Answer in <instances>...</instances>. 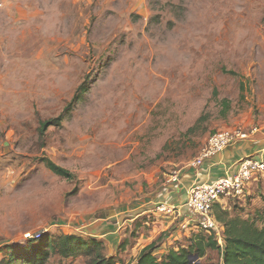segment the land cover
<instances>
[{"label": "rangeland", "instance_id": "374dc122", "mask_svg": "<svg viewBox=\"0 0 264 264\" xmlns=\"http://www.w3.org/2000/svg\"><path fill=\"white\" fill-rule=\"evenodd\" d=\"M255 127L264 0H0V262L41 234L96 236L132 264L156 240L159 257L190 246L187 208H158L168 180L214 133ZM222 202L262 227L264 172ZM112 210L116 222L99 218Z\"/></svg>", "mask_w": 264, "mask_h": 264}, {"label": "trees", "instance_id": "16d2710c", "mask_svg": "<svg viewBox=\"0 0 264 264\" xmlns=\"http://www.w3.org/2000/svg\"><path fill=\"white\" fill-rule=\"evenodd\" d=\"M62 119L60 116L41 121V135H45L52 125L60 126ZM47 166L60 177L73 176L68 169L53 161H47ZM227 208L220 200L214 204L212 211L215 220L223 227L222 244L215 231L196 230L191 237L190 246L171 248L159 257L156 240L140 251L135 264H190L191 255L203 257L208 249L220 251L222 262L218 264H264V223L259 227L255 219L232 215ZM42 237L43 234L28 239L29 244L23 248L9 247L8 251L12 253L0 264H47L53 255L63 258L83 257L86 264H132L125 263L118 256H110L106 242L96 236L87 237L74 233L53 238L47 236V240Z\"/></svg>", "mask_w": 264, "mask_h": 264}, {"label": "built area", "instance_id": "2783aa9c", "mask_svg": "<svg viewBox=\"0 0 264 264\" xmlns=\"http://www.w3.org/2000/svg\"><path fill=\"white\" fill-rule=\"evenodd\" d=\"M255 127L252 132H255ZM251 132L241 129H225L218 131L209 137L208 142L202 149L200 155L193 161V167H201L206 160L222 153L227 147L239 140L249 137ZM264 154L246 156L237 160L228 173L212 182L197 183L188 191L185 206L188 210L187 216L192 223L201 230L215 231L219 236L220 243L223 227L215 220L212 211L214 204L220 200L240 196L244 193L250 182L264 172ZM181 175L175 172L168 180L169 183L180 181ZM161 211L175 210L166 202L160 203Z\"/></svg>", "mask_w": 264, "mask_h": 264}, {"label": "crops", "instance_id": "0c3cea01", "mask_svg": "<svg viewBox=\"0 0 264 264\" xmlns=\"http://www.w3.org/2000/svg\"><path fill=\"white\" fill-rule=\"evenodd\" d=\"M256 128L257 130L253 132L254 135L250 134L248 138L239 140L235 144L227 147L222 153L206 160L202 168H200L201 170L199 169L198 171L195 168H189L183 172L178 183H171L168 185V188L164 189V193L159 197V202H166L171 207H186L185 203L188 198L189 187L192 184L212 182L226 175L237 160L246 156H256L263 153L264 130L263 128ZM104 222L103 220L97 224L104 226L108 221ZM106 235L107 233H101L100 237Z\"/></svg>", "mask_w": 264, "mask_h": 264}, {"label": "water", "instance_id": "95a60500", "mask_svg": "<svg viewBox=\"0 0 264 264\" xmlns=\"http://www.w3.org/2000/svg\"><path fill=\"white\" fill-rule=\"evenodd\" d=\"M108 216H110V218L112 219L113 222L117 221L116 211H114V210L109 211V214L108 213L107 214H103L99 218L103 219V218H107ZM197 260H198V262L194 263ZM199 260H200V257L197 254L190 256V264H199Z\"/></svg>", "mask_w": 264, "mask_h": 264}]
</instances>
